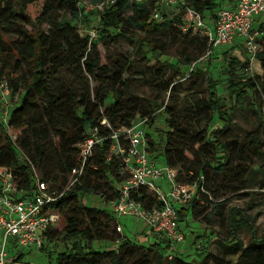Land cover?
Returning <instances> with one entry per match:
<instances>
[{"label":"trees","instance_id":"1","mask_svg":"<svg viewBox=\"0 0 264 264\" xmlns=\"http://www.w3.org/2000/svg\"><path fill=\"white\" fill-rule=\"evenodd\" d=\"M76 1L0 0V74L6 68V60L12 58L9 74L13 72L15 76L11 78L9 74L7 75L9 86L12 93H17L20 87L24 90L21 100L11 107L8 119V126L16 134L17 144L24 156L22 158L21 154L15 151L0 121V132L5 134V141L0 143V166L10 168L17 187L26 191L31 190V166L40 172L42 179L59 181L61 185H66L69 171L76 163V144L83 139L88 128L99 125L102 118H105L113 128H118L129 125L137 116L145 117L146 115L144 113L137 115L139 113L137 109H127L121 102V92L113 87L109 91L105 89L103 94L96 89V101H92L89 79L93 77L96 80L97 72L100 74L110 72L109 77H112L115 82H120L125 71L131 73L135 71L130 69V61L126 59H110L106 64L98 62L97 39L89 40L87 35L82 36L78 32L82 19L75 5ZM223 1L186 0V5L201 14H207L213 20L215 11L223 4ZM155 2V0L144 2L118 0L105 12L98 14L97 28L100 29V33L97 34V38L100 35L103 36V33L111 35L112 30L117 28L116 34L121 35L125 33L122 28L124 26L141 29L147 33L163 32L171 28L178 29V24L182 22L185 15V5H180L181 11L170 20L162 14L161 18L156 20L151 17L156 8ZM63 13L70 16L69 20H61ZM89 15L90 13L84 15L83 20L89 21ZM43 24H46V30H41L40 27ZM28 25H31V28ZM259 31L262 32L260 37L263 38L264 26H259ZM2 34L12 35L15 40H4ZM145 43L148 45L147 50L158 58L154 44L150 41ZM145 43L142 41L141 45ZM232 47L220 54L228 56ZM258 56L261 57L260 53ZM236 63L237 60L233 58L229 65ZM66 74L70 75L71 81L76 83L75 88H70L66 84L68 82ZM218 85L217 78L208 77L206 85L208 104L211 112L216 113L218 123L221 124L217 123L209 134L228 127L231 122L228 109L219 94ZM256 85L254 79L250 78L231 79L227 86L229 100L235 106H245L247 89H255ZM109 92L113 103L104 106L103 99ZM165 113L168 114L165 119L167 128H157L162 145L161 154L166 164L178 169V179L182 182L192 184L202 176L201 185L205 189L208 177L207 167L216 173L224 172L231 162L242 160L245 151L251 148L255 151L259 150L255 140L238 142L233 139L231 141L233 146L230 148L229 144L218 137L212 141H209L207 136L200 138L179 123L173 107L166 108ZM149 116L148 121L151 122L152 118ZM33 120L40 125L39 128H33ZM52 134L58 138L57 145L51 141ZM108 144L109 141L106 140L97 146L81 182L68 190L56 204L66 221L63 228L65 236L76 239L67 253L57 254L58 264H71L73 261L82 260L88 264H94V259L100 255L111 257L113 255L111 252L98 253L94 250L92 243L96 239L116 242L120 240L121 248L137 244L133 243L129 236L118 232V238L106 234L98 224L94 223L95 216L98 214L109 216L115 231L114 217L111 212L84 204L83 194L87 192L103 194L108 199L115 197L116 188L110 183L108 174H114L117 166L115 162L114 164L105 163ZM150 145H152L151 141ZM56 148L59 149L60 159L58 171L48 178L42 175L41 171L44 170L45 162ZM197 182L200 183L199 180ZM203 195V193L200 195L202 203ZM147 202L149 205L153 200L148 199ZM202 203L193 199L186 209L192 216L195 205ZM65 208L66 212H64ZM179 212V218L183 219L185 224H189L185 209H180ZM240 226H243L248 233L249 243L264 244V238L258 239L253 219L246 210L232 206L228 210L229 240L225 242L226 246L233 247L236 251L242 248V242L237 235ZM57 234L58 231L55 228L49 229L46 232L47 241L55 238ZM147 247L151 250L153 247L161 249L164 246L155 242ZM198 255L201 256V253ZM22 257L21 253L17 259L21 260Z\"/></svg>","mask_w":264,"mask_h":264},{"label":"rangeland","instance_id":"2","mask_svg":"<svg viewBox=\"0 0 264 264\" xmlns=\"http://www.w3.org/2000/svg\"><path fill=\"white\" fill-rule=\"evenodd\" d=\"M154 4L158 11L169 20L181 11L180 4L165 5L162 2ZM69 18V15L63 13L61 20L66 21ZM89 19L92 20V17ZM90 20H83L82 17L79 27L90 30ZM204 20L211 23L208 15ZM91 23L97 26L96 19ZM28 27L31 28V25ZM40 28L46 30L47 26L43 24ZM122 28L125 33L121 35L116 34L117 28L112 30L111 35L103 33V36L96 38L98 62L106 64L110 59H126L130 61V69L135 72L125 71L120 82L110 78V72L106 74L97 72L96 80L93 77L89 79L90 96L92 101H96V89L103 94L105 89L109 91L113 87L121 92V102L127 109H137L139 112L137 115L141 113L146 114L145 116L150 115L151 124H154L153 131L150 132L154 160L158 163L162 162V145L157 128H167L165 119L168 114L165 113V109L169 106L175 109L179 123L193 135L200 138L207 136L209 141L218 137L229 144L230 148L233 146L231 145L233 139L238 142L255 140L259 150L255 151L251 148L245 151L244 158L231 162L224 172L216 173L207 167L206 192H203L204 195L201 196L203 203L195 205L193 215L190 214L188 217L189 224H185L183 219H180V228L185 240L176 245L177 257H168V248H165L167 246L161 249L153 247L148 250L147 246L153 244V241L147 243L149 236L146 232L143 233V227L131 218H124L122 219L123 233L133 238V243L137 244L121 248L120 240L116 242L96 239L92 243L96 252H111L113 255L111 257L100 255L94 259V264H264V244L249 243V235L243 226L238 227L237 230L242 248L236 251L235 248L225 245V242L229 240L228 210L232 206L245 209L253 219L258 239L264 238V37L257 38V50L254 55L239 44L230 48L228 56L221 55L219 51L213 55H207V37L201 33L183 35L179 28L151 33L128 26ZM81 32L84 34L83 31ZM2 37L4 40H15V37L9 34H2ZM142 41L144 43L150 41L154 44L155 53L159 57L157 58L147 50L146 43L141 45ZM226 49L229 48H223L220 51L223 52ZM233 58L237 60V63L229 65ZM12 62V58L6 60V68L1 72V78L8 79L7 75ZM14 76L13 72L9 74L11 78ZM210 76L219 80L218 91L228 109L231 122L228 127L222 128L223 130L209 134L218 123L216 113L211 112L208 104L206 85ZM65 77L68 79L66 82L68 87L75 88L76 83L71 81V76L66 74ZM235 78L244 80L250 78L257 83L255 89H247L248 95L243 107L235 106L228 98L227 86L231 79ZM23 92L21 87L17 93L13 92L10 102L16 104L20 101ZM111 103L113 99L109 92L102 104L108 106ZM32 123H34L33 128L40 127L34 120ZM51 137V141L57 145V136L52 134ZM4 141L5 134L0 132V143ZM58 150L56 148L49 156L44 164V170L41 171L42 175L48 178L58 171L60 160ZM21 157L23 158V154ZM36 171L41 176L40 172ZM48 181L52 186L59 185V181ZM84 204L92 207L104 206L102 199L92 193L85 194ZM66 211L65 208L64 212ZM95 218L94 223L98 224L106 234L119 237L117 231L113 229L109 216L98 214ZM65 223L62 214L54 227L58 231L56 237L47 241L40 250L32 249L31 252H24V256L28 255L29 261L39 262L38 257L41 253L49 256L46 259L48 262L44 264H58L57 254L67 253L76 241L75 238L65 236L63 230ZM199 253L201 256L198 255ZM71 264L88 263L82 260L73 261Z\"/></svg>","mask_w":264,"mask_h":264},{"label":"built area","instance_id":"3","mask_svg":"<svg viewBox=\"0 0 264 264\" xmlns=\"http://www.w3.org/2000/svg\"><path fill=\"white\" fill-rule=\"evenodd\" d=\"M117 1L77 0L75 5L81 19L89 13V17H92V20L89 19L90 30L80 28V24L79 34L87 35L89 40L96 39L98 28L91 22L97 20L98 14L105 12ZM155 1L165 5H185V15L178 28L185 35L204 34L208 41L207 55H213L217 51L220 53L221 49L236 44L253 55L256 53L257 38L262 34L259 26H264V0H234L231 3L224 0L215 11L211 23L204 20L207 14H201L187 6L186 0ZM151 17L156 20L161 18L157 8H154ZM11 96L8 80L0 77V121L15 151L23 154L17 144L16 134L8 126L13 106ZM153 128L154 124L148 121V116L135 117L129 125L118 128H113L102 118L99 125L88 128L83 139L76 144V163L69 171L66 185H50L31 166V190L19 189L14 182L12 170L0 166V264H23L17 259L19 254H23V250H40L46 245V232L54 229L62 217L56 204L68 190L81 182L97 146L106 140L109 144L105 163L115 162L117 166L114 174H108L110 183L115 185L116 194L113 199H108L103 194L87 192L102 199L104 206L95 208L111 212L115 230L119 234H124L122 219L131 218L143 227L150 242H161L162 246H167L165 248H168L169 258L176 256V245L185 240L180 228L179 211L185 209L189 217L191 213L186 208L190 202L195 199L202 203L200 195L205 192L201 185L203 177L198 179L200 183L198 180L192 184L182 182L178 179L177 168L166 164L163 157L162 162L154 160L150 134ZM148 199L153 200L149 205Z\"/></svg>","mask_w":264,"mask_h":264},{"label":"crops","instance_id":"4","mask_svg":"<svg viewBox=\"0 0 264 264\" xmlns=\"http://www.w3.org/2000/svg\"><path fill=\"white\" fill-rule=\"evenodd\" d=\"M232 1H234V0H227V2H232ZM129 222V221H128ZM123 231H124V228H123ZM144 233V232H143ZM143 233H142V235H143ZM132 241H134V239L132 238ZM148 242H150L149 241V239H148ZM31 252V250H23V253L24 252ZM29 254V253H28ZM24 256V255H23ZM27 256L28 255H26V256H24V257H22V259H21V261H22V263L23 264H44L45 262H48V261H46V259H47V257H49V256H46V255H43V254H41L40 253V256L38 257V259H39V262H35V261H29L28 260V258H27Z\"/></svg>","mask_w":264,"mask_h":264}]
</instances>
